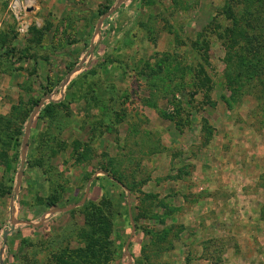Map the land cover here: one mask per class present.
<instances>
[{"label": "rangeland", "instance_id": "1", "mask_svg": "<svg viewBox=\"0 0 264 264\" xmlns=\"http://www.w3.org/2000/svg\"><path fill=\"white\" fill-rule=\"evenodd\" d=\"M12 1L0 264H264V0Z\"/></svg>", "mask_w": 264, "mask_h": 264}, {"label": "built area", "instance_id": "2", "mask_svg": "<svg viewBox=\"0 0 264 264\" xmlns=\"http://www.w3.org/2000/svg\"><path fill=\"white\" fill-rule=\"evenodd\" d=\"M31 6L26 3L25 0H13L10 4V9L18 21L17 33L19 36H24L29 33L30 23L26 18L27 10H29ZM90 53H86L83 62H86L92 55Z\"/></svg>", "mask_w": 264, "mask_h": 264}, {"label": "trees", "instance_id": "3", "mask_svg": "<svg viewBox=\"0 0 264 264\" xmlns=\"http://www.w3.org/2000/svg\"><path fill=\"white\" fill-rule=\"evenodd\" d=\"M251 65L252 66H254V68H257V66L256 65H253L252 63H251ZM247 68V67H246ZM202 75V74H201ZM204 76H205V78L206 79H208L209 80V76L207 75V74H204ZM239 76L241 77V81L243 82V86H244V84L246 85L247 83L248 84H252V85H255V86H257L258 85V83H261V84H263L264 85V81L263 80H261V79H259V78H256V76H258V74H242V75H240L239 74ZM261 81V82H260ZM46 109H47V111L49 112V113H51V114H53V110L51 109V106H47L46 107ZM119 181V180H118ZM119 183H120V181H119ZM124 187V186H123ZM5 264H6V262H5Z\"/></svg>", "mask_w": 264, "mask_h": 264}, {"label": "crops", "instance_id": "4", "mask_svg": "<svg viewBox=\"0 0 264 264\" xmlns=\"http://www.w3.org/2000/svg\"><path fill=\"white\" fill-rule=\"evenodd\" d=\"M6 21H7L6 17L3 18V16L1 15V17H0V32H2V31L5 32V24L3 26V23Z\"/></svg>", "mask_w": 264, "mask_h": 264}, {"label": "water", "instance_id": "5", "mask_svg": "<svg viewBox=\"0 0 264 264\" xmlns=\"http://www.w3.org/2000/svg\"><path fill=\"white\" fill-rule=\"evenodd\" d=\"M24 166V161L22 162V167ZM8 234H9V232L8 231H6L5 233H4V238H6L7 236H8Z\"/></svg>", "mask_w": 264, "mask_h": 264}]
</instances>
